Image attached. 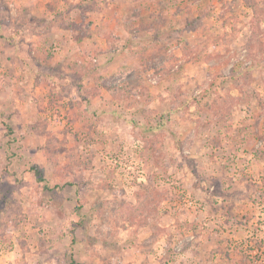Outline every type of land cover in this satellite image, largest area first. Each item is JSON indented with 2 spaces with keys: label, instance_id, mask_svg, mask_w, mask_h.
<instances>
[{
  "label": "rangeland",
  "instance_id": "1",
  "mask_svg": "<svg viewBox=\"0 0 264 264\" xmlns=\"http://www.w3.org/2000/svg\"><path fill=\"white\" fill-rule=\"evenodd\" d=\"M58 1L0 48V264H264V0Z\"/></svg>",
  "mask_w": 264,
  "mask_h": 264
},
{
  "label": "crops",
  "instance_id": "2",
  "mask_svg": "<svg viewBox=\"0 0 264 264\" xmlns=\"http://www.w3.org/2000/svg\"><path fill=\"white\" fill-rule=\"evenodd\" d=\"M62 4L63 1H58L57 7ZM50 5L52 6L50 0H0V48L6 50L16 46L18 49L21 46L23 55L27 54L24 46L32 47V50L35 51L36 32L31 33L29 28L24 27L22 22L25 20L35 23L37 10L42 9L43 12L49 14L48 8H50ZM19 22H21L20 26L11 27L10 25L11 23L17 25ZM44 30L45 32L48 30L51 32L49 26ZM27 40L31 42L28 43ZM4 50H0V55H4Z\"/></svg>",
  "mask_w": 264,
  "mask_h": 264
},
{
  "label": "trees",
  "instance_id": "3",
  "mask_svg": "<svg viewBox=\"0 0 264 264\" xmlns=\"http://www.w3.org/2000/svg\"><path fill=\"white\" fill-rule=\"evenodd\" d=\"M132 28V27H130ZM116 49H117V45H116ZM179 69L178 68L177 70H174L173 72H166L165 74H169L171 75L173 78H176L177 76V73L179 72ZM174 75V76H173ZM140 76H136L135 78H133L132 80L131 79H128L126 84H121L122 86V89H120V87L118 85H112V86H108V91L113 93V96L115 97V99L121 101V100H124V101H128V100H131V101H138L139 98L141 97H144L145 94H146V89L147 88H144V84L143 82L144 81H141V79L139 78ZM134 83V84H133ZM140 86V87H143L142 90H138L137 92H135V88L136 86ZM120 89V91H118V93L116 92V90ZM85 98H91V97H94L95 95H97V93H95L92 89H88V90H85ZM6 129H7V132L8 133H11V127L9 125L6 124ZM31 170L34 172L35 175H37L38 177V180L39 181H43V178L40 174V169L36 166H33L31 167ZM246 257H248V255H246ZM246 257H241L240 258V263L241 264H247V261ZM249 259V258H248ZM71 264H80L78 262H74L72 261Z\"/></svg>",
  "mask_w": 264,
  "mask_h": 264
}]
</instances>
